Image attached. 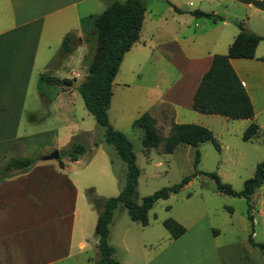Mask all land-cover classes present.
Masks as SVG:
<instances>
[{"label": "crops", "instance_id": "0c3cea01", "mask_svg": "<svg viewBox=\"0 0 264 264\" xmlns=\"http://www.w3.org/2000/svg\"><path fill=\"white\" fill-rule=\"evenodd\" d=\"M110 1L0 0V167L10 156L39 159L30 168L0 181V225L8 228L0 233V264H52L69 258L74 248L81 253L89 244V228L93 226L95 233L98 210L88 200L89 205L81 206L84 195L80 177L70 172L82 154L74 161L68 157L61 159L62 165L57 161L56 169L54 167L51 171H46L45 167L50 164L41 157L54 149L67 150L74 138L82 143L90 136L88 130L80 128L74 120L65 122V115L72 111L71 87L78 74L69 68V64L62 67L68 68L66 73L73 78L63 77L65 71L59 70V60L65 59L73 49L84 51L88 33L96 34L95 17ZM232 1L218 0L221 10L212 12L221 11L223 19L210 24L201 21L203 29L195 34L202 38V45L206 44V55L190 60L191 70L187 72L191 77L188 88L190 106L213 54L227 52L238 32V21L249 32L264 37V11L240 2L246 6L247 12L230 14L232 3L226 2ZM170 16L183 31L192 24L191 18L180 21L179 17ZM253 17L256 20L252 21ZM151 19L166 30L164 22L167 18L162 14H153ZM144 21L145 15L142 25ZM67 34L74 36L76 42L73 41L72 50L65 53L61 44ZM260 41L264 42V39ZM260 41L252 58H230L252 104L254 116L245 119L249 123L258 116L264 117V47L259 51ZM167 43L169 46L163 42L157 44L161 55L169 53L174 62L180 58L187 60L176 37ZM84 59L85 54L73 62L82 65ZM191 71L199 73L196 80ZM86 73L87 70L79 83ZM46 77L67 78L70 84L63 86L48 82ZM162 98L160 113L165 121L168 120L167 124L184 123L174 120L177 111L173 100ZM53 116L60 118L64 126L59 127L57 121L50 123ZM154 118L156 121V116ZM81 215L88 218V225ZM179 223L185 228L184 232L177 238H171L169 234L161 249L150 254L143 242V250L138 253L141 259L135 264H264L258 247L239 236H222V228L213 225L207 215L189 224L180 220ZM94 244L97 247V236ZM122 263L132 264L129 260Z\"/></svg>", "mask_w": 264, "mask_h": 264}, {"label": "rangeland", "instance_id": "374dc122", "mask_svg": "<svg viewBox=\"0 0 264 264\" xmlns=\"http://www.w3.org/2000/svg\"><path fill=\"white\" fill-rule=\"evenodd\" d=\"M142 1L146 11L140 40L124 54L114 77L108 120L111 126L122 132L132 144L135 163L139 168L137 186L133 195L136 203H141L144 196L162 187L179 183L186 176L191 178L177 193L154 203L148 211L146 226L132 221L123 204L118 203L113 210L108 237L109 243L115 248V258L120 262L129 260L132 264L137 263L141 259L138 253L143 250V242L150 254L161 249L165 245V238L169 235L162 224L167 218L189 224L207 215L213 225L222 228L224 231L222 236L233 235L246 240L253 232V239L264 243V182L248 201L244 197L218 192L214 180L208 175L214 172L222 182L229 183L235 191L242 190L244 181L253 176L256 165L264 161V117L258 116L253 120L258 125L263 123V126H259V131L253 138L245 141L241 138V134L249 123L247 120L199 113L191 108L189 102L188 88L191 77L187 75V72L191 70L190 60L206 55L204 49L206 44L202 45V38L195 34H199L203 29L201 21L209 24L212 21L208 18L196 17L192 12L221 10L217 4L218 0ZM226 3H232L230 14L242 15L247 12L246 6L239 1L233 0ZM174 7L180 11H176ZM217 12L221 15V11ZM153 14L155 16L162 14L167 18L164 22L166 30H163V26L158 27V24L151 19ZM170 15L179 17L180 21L191 18L190 28L181 30L182 26L174 23ZM254 19L256 20L253 17L252 21ZM198 24H200L199 27ZM173 37L177 38L187 60L180 58L174 62L170 60L169 53L161 55L158 52L157 44L163 42L169 46L167 41ZM74 39L73 36L72 42H76ZM85 42L87 47L84 51L79 48L73 49L65 59L59 60L61 61L59 70L65 71L63 77L73 78L71 74L66 73L68 68L62 67L69 64V68L78 74L71 87L72 111L65 115V122L69 119L74 120L79 123L80 128L90 133V136L81 141L87 148L86 153L80 156L79 163L71 166L73 170L70 171L80 177L84 195L81 206L89 205L86 196L88 188H93L95 193L103 198L116 196L126 182L127 172L126 164L113 146L99 141L103 138L104 128L98 125L86 110L77 90V85L87 70L85 66L94 52L95 32L88 33ZM262 47H264L263 41L260 43L259 51ZM84 54L85 59L82 65L73 62ZM190 73L196 80L199 73L193 71ZM162 96L173 100V106L177 111L175 121L206 126L214 134L220 149L217 150L210 141H203L196 146L178 144L172 152H165L164 138L168 135L171 125L167 124L168 120L165 121L160 113L159 103L163 100ZM145 112L156 116V127L162 139L157 146L151 148L143 147L142 130L132 125L133 120ZM54 121L59 123V127L64 126L60 118L53 116L49 119L50 123ZM84 135L87 134H82ZM96 141L97 145L94 144ZM62 152L64 149H59L61 159H67L66 156H62ZM196 152L199 153L197 163H195ZM57 161L47 160L50 166L45 167L46 171H51L54 167L56 169ZM88 209L92 211L94 208ZM248 212L252 219L248 218ZM81 217L88 225V218L83 215ZM70 222L69 220V224ZM7 229L0 225V233L6 232ZM88 233L89 244L81 253L74 248L69 258L52 264H93L98 257V250L94 244L96 236L93 226L89 228Z\"/></svg>", "mask_w": 264, "mask_h": 264}, {"label": "trees", "instance_id": "16d2710c", "mask_svg": "<svg viewBox=\"0 0 264 264\" xmlns=\"http://www.w3.org/2000/svg\"><path fill=\"white\" fill-rule=\"evenodd\" d=\"M250 3L264 11V0H237ZM176 11H180L174 7ZM145 7L142 0H112L95 17V48L87 66L85 78L77 86L84 107L93 116L95 122L104 128L103 141L113 146L114 150L126 164V182L116 196L103 198L95 193L93 188L86 189L88 201L98 210L95 224L97 236L98 257L94 264H124L115 258V248L109 241V224L112 221L113 210L118 203L126 208L129 218L139 222L142 226L148 224V211L159 199H166L171 194L177 193L191 178L184 177L179 183L162 187L150 195L144 196L141 203L133 200L137 186L139 168L135 163L132 144L120 131L114 129L108 120V109L112 96V83L124 54L138 40L140 28L144 18ZM192 14L196 17H206L213 22L222 20L223 16L195 10ZM238 32L228 47L225 54H213L208 69L202 74L201 79L193 93L191 108L203 114H218L230 119H252L254 116L248 93L230 63V58H252L255 48L263 36L246 30L242 22L236 23ZM71 34L62 39L61 50L65 53L72 50ZM46 81L59 85H69L67 78L46 77ZM132 125L142 130L141 143L145 148L157 146L161 137L156 127L155 118L145 112L135 118ZM259 131V126L251 121L243 130L241 138L250 140ZM210 141L219 150L220 145L212 131L206 126L184 122L173 123L168 135L164 138L163 149L172 152L178 144L198 145L200 142ZM97 144V141L94 143ZM86 151V147L75 138L70 142L67 150L62 152L69 160L74 161ZM199 158L196 152L195 163ZM38 157L10 156L0 167V181L24 171L35 164ZM60 165L61 155L58 159ZM194 175V174H193ZM214 180L218 192L223 194L244 197L249 201L250 196L264 182V161L256 165L252 177L246 179L243 188L235 191L229 183L222 182L214 172L208 173ZM250 208V205H248ZM248 218L252 219L248 212ZM171 238L179 237L185 228L176 220L167 218L162 222ZM253 232L247 238L248 242L258 247L264 257V245L253 239Z\"/></svg>", "mask_w": 264, "mask_h": 264}, {"label": "water", "instance_id": "95a60500", "mask_svg": "<svg viewBox=\"0 0 264 264\" xmlns=\"http://www.w3.org/2000/svg\"><path fill=\"white\" fill-rule=\"evenodd\" d=\"M42 160H58L59 159V151L57 149H54L53 151H51L50 153L43 155L41 157Z\"/></svg>", "mask_w": 264, "mask_h": 264}]
</instances>
